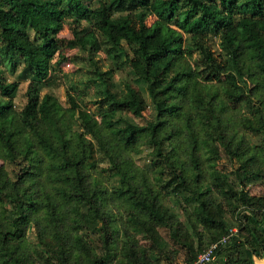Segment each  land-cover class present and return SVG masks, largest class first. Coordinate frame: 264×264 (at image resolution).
Here are the masks:
<instances>
[{"label":"trees","instance_id":"obj_1","mask_svg":"<svg viewBox=\"0 0 264 264\" xmlns=\"http://www.w3.org/2000/svg\"><path fill=\"white\" fill-rule=\"evenodd\" d=\"M253 184L264 0H0V264H264Z\"/></svg>","mask_w":264,"mask_h":264},{"label":"rangeland","instance_id":"obj_2","mask_svg":"<svg viewBox=\"0 0 264 264\" xmlns=\"http://www.w3.org/2000/svg\"><path fill=\"white\" fill-rule=\"evenodd\" d=\"M153 18L149 19V22L152 23L153 22ZM61 36L64 37H71L72 34L70 32V29L68 28V26H65V29L61 32ZM70 54H82V52L79 49H75L72 50L70 52ZM104 56V55H103ZM104 58V57H102ZM103 65H104V70H107L110 67V60L109 59H104L103 60ZM64 72H69L70 74H72L71 72L73 70H75V65L73 62H69L68 64H66V66L64 67ZM128 70H118L114 73V76L112 78V89L114 91H123L124 89V81L126 79H128ZM80 79H84L82 76H77V80ZM63 79L62 81H60L59 83L55 84L54 86L45 89L44 92L50 91L52 93H54L62 102H66V84L63 83ZM27 83H22L18 92V96L15 99V103L18 107H22L23 103L26 102L27 98L25 96V92L27 90ZM150 112V111H149ZM148 112V114H149ZM250 138L252 140H256L257 138L255 136L250 135ZM148 153V149H144V153H142V155H140V157H138V163L139 164H145V157ZM237 166V163L234 161H231L229 159H227L224 155H222V159L219 161L218 163V167L224 171H231L232 169H235ZM251 191V193L259 195V194H263L264 193V187L261 184H253V185H249L248 187ZM229 219H231V223L235 224L236 222H234L235 218L228 216ZM234 230L237 231V228L234 227ZM217 260V258H215ZM214 259V260H215ZM182 259L180 258L179 261H181ZM214 262V261H213ZM215 263V262H214Z\"/></svg>","mask_w":264,"mask_h":264},{"label":"built area","instance_id":"obj_3","mask_svg":"<svg viewBox=\"0 0 264 264\" xmlns=\"http://www.w3.org/2000/svg\"><path fill=\"white\" fill-rule=\"evenodd\" d=\"M235 231V230H232ZM228 240V236H224L221 239L214 241L203 252L198 255L197 260L193 264H208L214 259L216 251L225 244Z\"/></svg>","mask_w":264,"mask_h":264}]
</instances>
